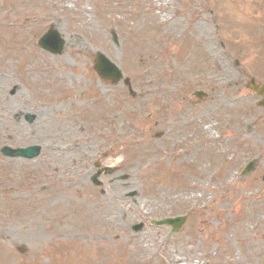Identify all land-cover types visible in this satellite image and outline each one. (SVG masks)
Returning <instances> with one entry per match:
<instances>
[{
    "label": "rangeland",
    "instance_id": "obj_1",
    "mask_svg": "<svg viewBox=\"0 0 264 264\" xmlns=\"http://www.w3.org/2000/svg\"><path fill=\"white\" fill-rule=\"evenodd\" d=\"M199 1L0 0V146H43L36 159L0 153V264H264V110L247 87L250 77L264 80V0ZM51 24L66 39L60 54L36 43ZM182 34L183 43H206H187L170 57L177 71L164 79L163 99L178 94L179 78L201 76L213 101L197 122L215 135L216 118L229 125L235 117L245 139H233L226 152L213 147L209 159L203 151L188 164L178 159L186 165L178 171L161 159L172 149L165 145L185 142L177 140V121L170 133L156 125L163 85L156 73L161 45ZM97 50L132 78L135 95L123 80L99 77ZM237 93L242 98L233 103ZM233 128L238 133L239 125ZM188 131L197 137V128ZM256 153L259 174L232 187ZM100 157L117 167L101 176L103 187L91 180ZM116 174L127 177L109 186ZM207 188L216 191L209 196ZM131 190L137 193L128 196ZM186 212L178 233L150 222ZM140 221L146 225L135 232Z\"/></svg>",
    "mask_w": 264,
    "mask_h": 264
},
{
    "label": "flooded vegetation",
    "instance_id": "obj_2",
    "mask_svg": "<svg viewBox=\"0 0 264 264\" xmlns=\"http://www.w3.org/2000/svg\"><path fill=\"white\" fill-rule=\"evenodd\" d=\"M162 110H164V106H162ZM184 113V107L178 108V114L181 115Z\"/></svg>",
    "mask_w": 264,
    "mask_h": 264
},
{
    "label": "water",
    "instance_id": "obj_3",
    "mask_svg": "<svg viewBox=\"0 0 264 264\" xmlns=\"http://www.w3.org/2000/svg\"><path fill=\"white\" fill-rule=\"evenodd\" d=\"M101 56H102V54H101ZM111 65H113L112 63H110Z\"/></svg>",
    "mask_w": 264,
    "mask_h": 264
}]
</instances>
